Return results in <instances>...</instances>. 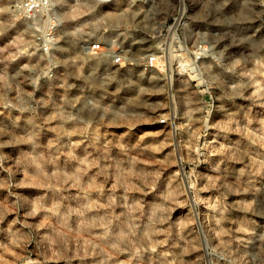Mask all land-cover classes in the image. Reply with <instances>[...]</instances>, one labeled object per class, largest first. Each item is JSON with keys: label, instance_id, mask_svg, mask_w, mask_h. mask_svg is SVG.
<instances>
[{"label": "rangeland", "instance_id": "374dc122", "mask_svg": "<svg viewBox=\"0 0 264 264\" xmlns=\"http://www.w3.org/2000/svg\"><path fill=\"white\" fill-rule=\"evenodd\" d=\"M177 1L0 0V264H264V0Z\"/></svg>", "mask_w": 264, "mask_h": 264}, {"label": "built area", "instance_id": "2783aa9c", "mask_svg": "<svg viewBox=\"0 0 264 264\" xmlns=\"http://www.w3.org/2000/svg\"><path fill=\"white\" fill-rule=\"evenodd\" d=\"M102 3H108L113 0H99ZM179 8L187 6V0H178ZM15 4V3H14ZM15 11L19 14L20 19L26 20L28 23L36 24V32L34 41L39 45L44 53H49L54 49L57 37V13L54 0H19L16 2ZM178 11L174 16L173 23L186 25L184 15ZM90 51L106 50L103 43H92L86 47ZM113 63H124V56L119 50H113L111 55ZM158 56L151 55L145 62L146 69H153L158 64ZM164 122V120H162Z\"/></svg>", "mask_w": 264, "mask_h": 264}, {"label": "bare ground", "instance_id": "6f19581e", "mask_svg": "<svg viewBox=\"0 0 264 264\" xmlns=\"http://www.w3.org/2000/svg\"><path fill=\"white\" fill-rule=\"evenodd\" d=\"M17 1H19V0H17ZM152 1H153V0H152ZM15 7H16V4H15ZM115 16H116V15H115ZM89 45H90V44H89ZM89 45H88V46H89Z\"/></svg>", "mask_w": 264, "mask_h": 264}]
</instances>
